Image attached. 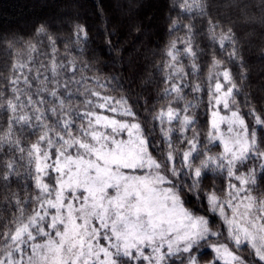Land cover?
<instances>
[{"label":"snow or ice","instance_id":"snow-or-ice-1","mask_svg":"<svg viewBox=\"0 0 264 264\" xmlns=\"http://www.w3.org/2000/svg\"><path fill=\"white\" fill-rule=\"evenodd\" d=\"M169 13L143 103L87 59L86 25L0 34V264H264V109L235 27H205V0Z\"/></svg>","mask_w":264,"mask_h":264},{"label":"trees","instance_id":"trees-1","mask_svg":"<svg viewBox=\"0 0 264 264\" xmlns=\"http://www.w3.org/2000/svg\"><path fill=\"white\" fill-rule=\"evenodd\" d=\"M205 2L208 13L203 21L205 27L208 18L225 27L234 25L247 71L243 93L250 96L257 108L264 109V59L261 58L264 54V9L260 7L261 0ZM237 4L247 5L250 22ZM169 7L170 0H0V34L14 35L21 47L41 24L64 39L71 35L75 24L86 25L90 37L87 59L105 74L119 75L125 88L131 89L133 98L140 95L143 103L144 98L154 101L159 91L151 81L160 49L170 39L167 33ZM196 23L201 27L200 20ZM108 33L112 35L109 37ZM60 47L63 49V44ZM11 62L6 48L0 47V77L9 75ZM234 71L239 82L241 69L236 67ZM260 190L264 191V183ZM210 258L209 250L202 264Z\"/></svg>","mask_w":264,"mask_h":264},{"label":"rangeland","instance_id":"rangeland-1","mask_svg":"<svg viewBox=\"0 0 264 264\" xmlns=\"http://www.w3.org/2000/svg\"><path fill=\"white\" fill-rule=\"evenodd\" d=\"M242 255L247 256L248 255L247 251L243 252Z\"/></svg>","mask_w":264,"mask_h":264}]
</instances>
